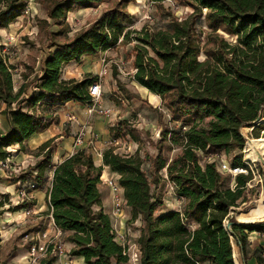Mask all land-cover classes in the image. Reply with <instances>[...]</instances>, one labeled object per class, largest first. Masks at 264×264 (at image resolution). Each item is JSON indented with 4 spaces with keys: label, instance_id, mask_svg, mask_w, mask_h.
I'll list each match as a JSON object with an SVG mask.
<instances>
[{
    "label": "trees",
    "instance_id": "trees-1",
    "mask_svg": "<svg viewBox=\"0 0 264 264\" xmlns=\"http://www.w3.org/2000/svg\"><path fill=\"white\" fill-rule=\"evenodd\" d=\"M39 1L58 32L49 33V47L54 49L42 62L38 91L26 98L29 108L33 109L37 102L58 107L68 100H90L87 89L98 76L60 80L61 65L78 62L82 56L103 48L133 42V80L160 96L170 119L178 124L177 128L162 127L159 143L178 142L180 152L167 161L159 145L153 170L158 179L157 173L165 168L175 194L184 199L179 210L157 213L163 205L162 197L150 192L138 161L127 162L117 153L110 154L112 149L105 151L102 158L118 174L117 183L130 207L131 219L142 221L137 239L138 263L235 264L234 248L246 258L247 232L264 234V220L235 222L229 211L247 201L245 185L251 173L237 174L231 187L230 175L218 172V160L201 164L200 154L206 158L234 152L228 163L232 167H247L243 154L246 160L259 156L253 141L245 143L240 128L261 116L264 109V0H182L192 9L186 17L178 19L167 9L163 14L168 18L164 28L144 25L138 30L126 28L134 18L126 7L135 0H117L66 41H57L53 36L67 31V13L96 7L103 0ZM25 7L26 0H0V28L11 23ZM201 20L207 29L205 38L199 30ZM9 68L0 49V113L4 105L8 123V129L0 132V160L9 155L12 145L27 152V140L32 135L59 122L55 112L21 107L23 85L14 92ZM258 119L263 123L253 129L264 130V115ZM122 130L131 139H140L137 129L126 120L110 126L109 133L115 135ZM53 142L54 136L41 142L35 149L36 161L15 174L13 182L30 180L33 190H41L48 181L46 170L52 169L43 213L50 214L56 229L65 234L70 245L68 254L82 258L84 264H126L127 246L118 242L110 216L101 205L97 186L101 165L94 163L93 153L86 147L52 164ZM6 199L7 194L0 192V207ZM34 205L31 198L18 202L13 209ZM248 211L238 213L242 221L248 222ZM229 222L230 227L224 226ZM11 256L12 253L0 260V264H10Z\"/></svg>",
    "mask_w": 264,
    "mask_h": 264
},
{
    "label": "rangeland",
    "instance_id": "rangeland-1",
    "mask_svg": "<svg viewBox=\"0 0 264 264\" xmlns=\"http://www.w3.org/2000/svg\"><path fill=\"white\" fill-rule=\"evenodd\" d=\"M116 1L103 0L96 7L76 8L69 11L66 18L67 31L64 34H54L53 39L57 41L71 39L78 30L86 27ZM171 1L173 0H135V2L129 3L126 8L134 18L126 28L138 30L144 25L164 28L168 18L163 14L167 9L171 10L178 19H183L192 12V9L182 0H176V3H173L175 5H172ZM43 5L39 0H26L25 10L6 27L0 28V49L5 63L11 66L14 92L23 85L20 96L21 107L28 111L44 110L58 114L59 123L51 125H55L52 128L57 132L54 135L55 150L52 164L59 163L76 148L85 147L84 143L80 145H74V143L81 130V125L86 124L87 130H93L98 134L95 143L102 153V158L105 151L112 149L110 154L117 153L127 162H139L140 170L149 183L150 192H155L162 197L163 205L157 210V213L181 209L184 199L175 194L174 185L168 180L165 168L160 174L157 173L158 179L153 170V159L159 145H162L163 156L167 161L173 159L180 152L181 146L178 145V142L172 143L170 140H164L163 143H159L161 128L164 126L177 128L178 124L170 119L160 96L150 93L133 80V42L103 48L93 56H82L78 62L72 61L61 65L60 80L70 78L83 80L97 75V82L101 87L99 97L90 96V100L86 101L68 100L58 107H52V105L43 102L35 103L33 109L27 106L26 98L30 96L31 92L38 91L36 84L40 82L38 78L42 73V62L48 56L49 51L54 49L49 47L51 40L49 33L58 32V27L48 18ZM199 26L201 37L205 38L204 32H207V29L203 20ZM224 37L232 40V37L228 35H224ZM200 58H203V55ZM88 104L111 107L112 113L102 117L95 113L88 115L86 110ZM12 106L14 107L15 104ZM3 111L4 105L1 106L0 114ZM261 113L263 116L264 109ZM261 116L247 121L240 128L242 135L247 133L250 139H254L253 145L259 154L257 159L250 160L254 164L251 162L252 187L245 189L247 201L229 211L233 220L241 222L238 214L240 211H248L250 208L255 210L264 204V139L262 136L264 132H260L259 127L251 128L253 122ZM120 120H126L132 128L137 129L140 137L138 141L124 134V130L115 133V135L109 133L110 126L117 124ZM206 122L207 120L202 124ZM242 127L251 129L243 130ZM39 144L37 138L31 139L27 152L18 151L15 145L11 146L8 149L10 150L9 155L0 160V192L7 194V199L0 207V260L7 258L12 253L9 258L10 264H46L47 261H51V264H84L82 258L79 260L68 254L70 245L65 241V234H58L49 214L38 211L36 206L19 210L13 209L18 202L34 199V194H37L38 197L42 196L43 190L49 185L52 169L46 170L48 181L41 193H33L30 180L13 182L12 179L15 174L21 173L36 161L38 156H36L35 149ZM233 154L234 152L222 153L221 159L223 162L230 163ZM102 158L93 154L94 163L102 167L101 173L104 172L117 181V172L105 165ZM205 160H208V157L205 158L200 154L201 164ZM242 160H246L244 154ZM234 183V177L230 176L228 184L232 187ZM97 186L101 193L102 208L109 214L113 226L118 229V234L121 236L120 238L116 237L118 242L130 246V248L134 246L138 248L137 239L141 233L142 221L139 218L131 219L130 207L125 203L122 188H117L115 191V194L121 199V211L118 215H113L112 197L114 193L100 177ZM28 210L30 212H27ZM193 227L194 225H190L191 229ZM32 247H35L34 253H32ZM126 264H134L131 256Z\"/></svg>",
    "mask_w": 264,
    "mask_h": 264
},
{
    "label": "built area",
    "instance_id": "built-area-1",
    "mask_svg": "<svg viewBox=\"0 0 264 264\" xmlns=\"http://www.w3.org/2000/svg\"><path fill=\"white\" fill-rule=\"evenodd\" d=\"M173 3H176V0L171 1V4L175 5ZM9 70L11 72L10 68H9ZM88 92H89V95L91 97H93V98L99 97L100 94H101V87H100L99 82L96 81V82L90 84L89 87H88ZM86 110H87L88 115L95 113V114H97L98 116H101V117L102 116H109V114L112 113L111 107L95 105V104H88V107H87ZM257 120H258V118L253 122V125H252L253 127L258 126L259 124L263 123V122H261V123L257 122ZM253 127H251V128H253ZM86 128H87L86 124H82L81 125V130H80V132L78 133V135H77V137L75 139L74 145H80V144L84 143L85 147L90 148V151L94 155H96L99 158H102V153L97 148L96 143H95V141L98 138V134L96 132H94L93 130L92 131L89 130V129L87 130ZM260 132L263 133L264 130L262 129V130H260ZM84 135H85V140L83 141ZM243 136L245 137V139L247 141L248 138H249L247 133L243 134ZM246 141H245V143H246ZM242 152H243V150H242ZM222 153L216 154V155H212V156L208 157V160H214L215 158L218 160V172L220 174H229L230 176L235 177L239 173H243V174H248L249 172L253 173L252 164H251V162H253V161L244 160V163L247 164V167H239V166H233L232 167L228 163L223 162V160L221 159V154ZM253 164H254V162H253ZM100 179H103V181L110 187L111 191L114 193V195L112 197V206H113L112 207V213H113V215H118L119 212L121 211V208H120L121 199L119 198V196H117L115 194V191L117 190V188H120V186L118 185L117 181L113 179L112 176L109 177L104 172H102L100 174ZM251 181L252 180L250 178L246 182V185H245L246 188L247 187H252ZM30 186L32 187V184ZM27 212H30V211L28 210ZM49 217L52 220V216L50 214H49ZM52 224H53V221H52ZM224 226L227 227V224L224 223ZM112 227H113V230H114L115 234H117L116 237L120 238L121 236L118 234L119 233L118 229L115 226H113V224H112ZM58 234H60L59 230H58ZM34 250H35V247H32V253H34ZM126 251H127L128 255H129V259H130V256H131V260H132V262H134V264L139 261L140 252H139V249L136 246H134L133 248H130V246H127Z\"/></svg>",
    "mask_w": 264,
    "mask_h": 264
},
{
    "label": "crops",
    "instance_id": "crops-1",
    "mask_svg": "<svg viewBox=\"0 0 264 264\" xmlns=\"http://www.w3.org/2000/svg\"><path fill=\"white\" fill-rule=\"evenodd\" d=\"M95 55V54H93ZM90 55V56H93ZM88 56V55H87ZM84 56V57H87ZM72 62V61H70ZM59 123V122H58ZM55 126V125H53ZM53 126L48 127L45 131L36 133L32 135L28 140L27 144H30L31 139H38V142L41 143L48 138L53 137L57 132H55ZM8 129V123L5 119L4 113L0 114V132H5ZM264 139V136H263ZM72 143V141H71ZM14 146V145H12ZM17 146V145H15ZM79 149V148H76ZM73 153V152H71ZM57 163V162H55ZM48 185V184H47ZM47 188V187H46ZM46 188L43 190L42 198L38 197L37 194H34L35 204L34 207H37V210L40 212H44L47 209L46 202H45V191ZM41 190H34L33 193H41ZM36 210V211H37ZM252 212V214H250ZM264 219V204H262L259 208L253 210L250 208L247 215L246 220L251 222L255 220ZM247 241L248 244L246 246V258L241 257V253L238 251L237 248H234L233 257L235 264H264V234L259 233L256 231L247 232ZM234 247V245H233ZM76 259H81L80 257H76Z\"/></svg>",
    "mask_w": 264,
    "mask_h": 264
},
{
    "label": "water",
    "instance_id": "water-1",
    "mask_svg": "<svg viewBox=\"0 0 264 264\" xmlns=\"http://www.w3.org/2000/svg\"><path fill=\"white\" fill-rule=\"evenodd\" d=\"M235 222H241V221H239V220H235ZM243 223H252V222H254V221H251V222H245V221H242ZM231 223L232 222H229V223H227V227H230V225H231Z\"/></svg>",
    "mask_w": 264,
    "mask_h": 264
},
{
    "label": "bare ground",
    "instance_id": "bare-ground-1",
    "mask_svg": "<svg viewBox=\"0 0 264 264\" xmlns=\"http://www.w3.org/2000/svg\"><path fill=\"white\" fill-rule=\"evenodd\" d=\"M260 121V119H258L257 120V122H259ZM250 129V128H249ZM244 130V129H243ZM262 136H264V135H262ZM248 140H250V141H253L254 139H250V138H248Z\"/></svg>",
    "mask_w": 264,
    "mask_h": 264
}]
</instances>
